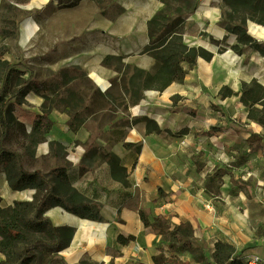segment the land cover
Wrapping results in <instances>:
<instances>
[{
	"label": "crops",
	"instance_id": "1",
	"mask_svg": "<svg viewBox=\"0 0 264 264\" xmlns=\"http://www.w3.org/2000/svg\"><path fill=\"white\" fill-rule=\"evenodd\" d=\"M111 1L122 11L80 0L75 15L67 20L45 14V20L55 22L67 40H75V60L57 63L55 69L75 66L99 95L75 98L83 102L75 110L59 104L47 108L44 80L39 81L40 91L30 90L14 110L27 133L34 116L44 110L52 121L34 146L39 164L30 170L40 171L55 185L52 171L62 168L75 192V205L87 201L99 215L93 220L62 206L46 210L44 216L53 226L73 229L58 257L66 264H156L154 256L161 249L166 252L168 244L145 225L141 212L150 222L162 217L171 229L190 222L195 243L212 260L263 255L264 236L258 237L257 226L247 223L243 210L252 212L255 207L248 196L264 185V125L248 118L249 107L240 97L244 83L257 80L264 85V56L247 46L241 52L233 50L238 39L223 20L222 1L201 0L192 19L202 29L198 42L213 53L211 60L199 57L183 82H173L162 91L146 89L134 99L124 92V104L117 107L109 92L118 72L104 65L103 59L122 56L124 63L152 71L156 60L144 49L150 42L149 20L162 3ZM257 25L248 20L247 31L264 42ZM211 127L218 130L203 134ZM250 134L263 138L257 152H250ZM237 181H244L242 188ZM37 192L36 188L13 189L6 171L0 169L1 208L31 201ZM61 197L69 202L68 193ZM178 256L187 264H199L189 252Z\"/></svg>",
	"mask_w": 264,
	"mask_h": 264
},
{
	"label": "trees",
	"instance_id": "2",
	"mask_svg": "<svg viewBox=\"0 0 264 264\" xmlns=\"http://www.w3.org/2000/svg\"><path fill=\"white\" fill-rule=\"evenodd\" d=\"M79 1L75 0L73 5H77ZM241 1L250 2V0ZM253 1L257 2L258 0ZM120 10L122 11V9ZM186 10L189 9H178V15L172 17L167 12L166 6H162L149 20L150 42L145 47L144 52L153 56L156 64L153 70L149 72L135 68L140 75L146 77L147 84L144 83V90L157 89L162 91L173 82H183L188 70L197 63L199 57L206 60H211L213 57V53L207 49L189 47L184 42L182 23L185 15L183 11ZM255 19L257 23L264 25V16ZM226 27L230 33L237 35L238 43L232 46L233 50L241 52L242 46H247L264 56V42L253 38L244 24L229 22ZM158 32L159 34H157ZM2 54L0 53V65L8 64V61L2 60ZM113 59L122 60V56L107 55L103 59V64L110 66ZM185 64L187 67L184 66ZM10 78V76L7 77L5 88L10 86ZM23 83L25 87L21 91L19 99L14 96L6 97L5 92L0 95V126L2 127L0 131V136H2L0 138V169L3 168L6 171L10 186L13 189L36 188L38 192L31 201H16L7 208L0 207V253L4 256L0 260V264H36L39 259L37 251L49 254L47 264H66L55 254L68 246L73 235V229L53 226L51 221L44 216L46 210L53 206H62L78 216L93 220H98L99 215L95 206L87 201L81 200L78 205H75V192L67 183L62 168L52 171L55 185H51L53 182L46 180L40 171L30 170L38 160L35 158L34 146L44 138V134L50 129L52 121L48 118V112L44 110L43 114L34 116L32 130L30 133L26 132L25 124L17 119L14 110L17 105L22 104L24 96L30 90L39 92L41 83L33 81H24ZM142 95L140 93L135 98H140ZM221 95L225 96L226 92L223 91ZM240 98L249 107L248 118L264 125V85L257 80L244 83ZM9 122L16 126L14 135L19 134L24 138V142L18 143L17 146L25 151V160L17 165L18 156L11 148L4 145V136L8 133ZM217 130V127H211L203 134H212ZM262 141L263 138L259 135L250 134L247 138L250 152L259 151L262 148ZM216 175H219V171L214 174V176ZM63 193L70 195L68 203L61 197ZM141 218L146 226H151L153 230L161 234L168 244L167 253L161 249L154 256L153 259L156 264H187L178 256L179 252H189L199 264H244L239 255H226L222 260H212L207 255V250L195 243L194 230L188 221L181 222L171 229L162 217H156L153 222H150L146 215L141 212ZM28 231L36 232L39 237L30 242ZM16 248H20V253L17 255L14 253Z\"/></svg>",
	"mask_w": 264,
	"mask_h": 264
},
{
	"label": "rangeland",
	"instance_id": "3",
	"mask_svg": "<svg viewBox=\"0 0 264 264\" xmlns=\"http://www.w3.org/2000/svg\"><path fill=\"white\" fill-rule=\"evenodd\" d=\"M160 1L162 6H166L167 12L172 17L178 15V9H189L183 11L185 14L182 23L183 40L189 47H202L198 42L202 36V29H199L195 20L192 19L194 15L198 14L201 0ZM221 1L222 16L225 22L242 23L246 27L248 20L256 22L254 18L258 19L264 16V0L257 2L253 0L250 2ZM74 3L75 0H0V53H3L2 60L8 61V64L0 65V95L5 92L6 97L14 96L19 99L20 93L25 87L24 81L43 82L44 80L48 90V94L45 95L47 108L53 104H59L75 110V105L83 104V102H75V98L85 97L87 94L99 95V92L86 78L85 73L78 68L75 69V66L64 65L60 69H55L57 63H68L75 60V40H67L60 27H55V22L51 23L45 20V14L54 17L62 16L67 20L68 17L75 15L76 5H73ZM90 5L109 9L112 12L120 11V8L114 5L111 0H91ZM28 23L37 24V29L30 37L28 36ZM49 24L53 26L50 25L48 28ZM188 34L192 35L191 38L185 37ZM219 48L220 52H224L223 46ZM110 66L118 72L113 80L112 90L109 92L117 100L113 102L114 105L120 107L124 104L121 101L124 92L130 94L133 99L143 93L144 83L147 84L145 75H140L133 66L124 63L123 60L113 59ZM9 76L11 77L10 86L5 88L6 79ZM56 97L62 100L55 103L53 100ZM1 128L0 126V131ZM15 129V124L9 122L8 133L4 136V145L11 148L18 156L17 165L25 160V151L17 146L18 143L24 142V138L19 134L14 135ZM38 164L39 160L35 165ZM243 183L244 181L240 183L237 181L240 188ZM257 187H259L257 192L248 196L255 208L250 213L243 210V217L249 225L250 222H253L257 226L256 233L258 237H261L264 236V185ZM27 233L30 242L39 237L34 231ZM14 253L15 255L19 254L20 248H16ZM37 253L39 259L36 264H47L49 254L41 251H37ZM55 256L58 257V253Z\"/></svg>",
	"mask_w": 264,
	"mask_h": 264
},
{
	"label": "built area",
	"instance_id": "4",
	"mask_svg": "<svg viewBox=\"0 0 264 264\" xmlns=\"http://www.w3.org/2000/svg\"><path fill=\"white\" fill-rule=\"evenodd\" d=\"M264 245V241H263ZM244 264H264V254L256 253L242 257Z\"/></svg>",
	"mask_w": 264,
	"mask_h": 264
},
{
	"label": "bare ground",
	"instance_id": "5",
	"mask_svg": "<svg viewBox=\"0 0 264 264\" xmlns=\"http://www.w3.org/2000/svg\"><path fill=\"white\" fill-rule=\"evenodd\" d=\"M41 1H44V0H41ZM45 1H47V0H45ZM27 27H28V36L30 37L31 34L35 31V29H37V24L28 23ZM256 27L259 28L261 33L264 34V25L260 24V25H257Z\"/></svg>",
	"mask_w": 264,
	"mask_h": 264
}]
</instances>
